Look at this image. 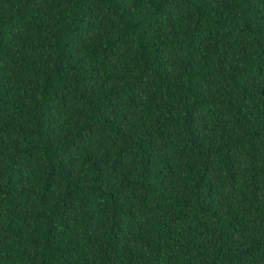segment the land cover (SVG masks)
<instances>
[{"label": "trees", "instance_id": "obj_1", "mask_svg": "<svg viewBox=\"0 0 264 264\" xmlns=\"http://www.w3.org/2000/svg\"><path fill=\"white\" fill-rule=\"evenodd\" d=\"M0 264H264V0H0Z\"/></svg>", "mask_w": 264, "mask_h": 264}]
</instances>
